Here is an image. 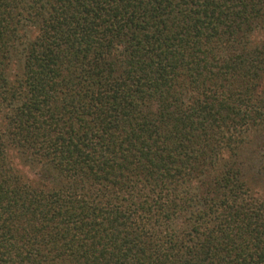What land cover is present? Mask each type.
Wrapping results in <instances>:
<instances>
[{"label":"trees","instance_id":"1","mask_svg":"<svg viewBox=\"0 0 264 264\" xmlns=\"http://www.w3.org/2000/svg\"><path fill=\"white\" fill-rule=\"evenodd\" d=\"M263 192L264 0H0V264H264Z\"/></svg>","mask_w":264,"mask_h":264},{"label":"rangeland","instance_id":"2","mask_svg":"<svg viewBox=\"0 0 264 264\" xmlns=\"http://www.w3.org/2000/svg\"><path fill=\"white\" fill-rule=\"evenodd\" d=\"M26 177L29 178V179H35V175L33 176L32 173H34V168H29V167H23L22 168ZM262 196H264V192L262 193Z\"/></svg>","mask_w":264,"mask_h":264}]
</instances>
